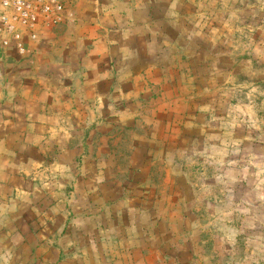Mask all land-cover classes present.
Instances as JSON below:
<instances>
[{"label": "rangeland", "instance_id": "obj_1", "mask_svg": "<svg viewBox=\"0 0 264 264\" xmlns=\"http://www.w3.org/2000/svg\"><path fill=\"white\" fill-rule=\"evenodd\" d=\"M52 1L0 32V264H264V0Z\"/></svg>", "mask_w": 264, "mask_h": 264}, {"label": "built area", "instance_id": "obj_2", "mask_svg": "<svg viewBox=\"0 0 264 264\" xmlns=\"http://www.w3.org/2000/svg\"><path fill=\"white\" fill-rule=\"evenodd\" d=\"M63 11L62 6L52 1L44 4V0H0V32L10 33L14 24H20L33 32L52 16H57ZM10 25V26H9ZM16 41V48L23 52L21 34H12Z\"/></svg>", "mask_w": 264, "mask_h": 264}, {"label": "crops", "instance_id": "obj_3", "mask_svg": "<svg viewBox=\"0 0 264 264\" xmlns=\"http://www.w3.org/2000/svg\"><path fill=\"white\" fill-rule=\"evenodd\" d=\"M4 109H5V107H3V104H0V111L4 110Z\"/></svg>", "mask_w": 264, "mask_h": 264}]
</instances>
